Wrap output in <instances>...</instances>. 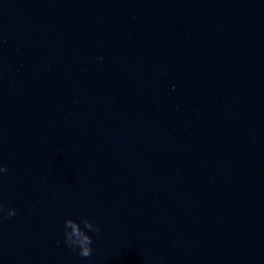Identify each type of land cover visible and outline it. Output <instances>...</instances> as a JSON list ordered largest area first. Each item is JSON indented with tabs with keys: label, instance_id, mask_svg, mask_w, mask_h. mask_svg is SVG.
<instances>
[{
	"label": "clouds",
	"instance_id": "1",
	"mask_svg": "<svg viewBox=\"0 0 264 264\" xmlns=\"http://www.w3.org/2000/svg\"><path fill=\"white\" fill-rule=\"evenodd\" d=\"M8 168L6 165L0 163V175L6 174ZM4 209L0 207V213H3ZM16 215L15 209H8L7 216L13 217ZM83 223V229L80 224L75 220L68 218L64 220V243L67 247L72 249H79L78 255L87 258L92 255V238L87 234L84 229H88L94 233L99 232V228L94 226L92 222L87 219L81 221Z\"/></svg>",
	"mask_w": 264,
	"mask_h": 264
}]
</instances>
